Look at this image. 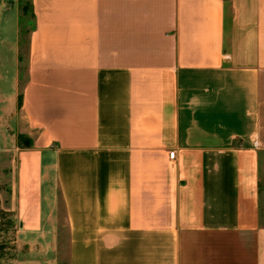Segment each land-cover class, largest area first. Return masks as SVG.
I'll return each instance as SVG.
<instances>
[{"label":"crops","instance_id":"0c3cea01","mask_svg":"<svg viewBox=\"0 0 264 264\" xmlns=\"http://www.w3.org/2000/svg\"><path fill=\"white\" fill-rule=\"evenodd\" d=\"M14 6L16 264H264V0Z\"/></svg>","mask_w":264,"mask_h":264},{"label":"rangeland","instance_id":"374dc122","mask_svg":"<svg viewBox=\"0 0 264 264\" xmlns=\"http://www.w3.org/2000/svg\"><path fill=\"white\" fill-rule=\"evenodd\" d=\"M2 0H0L1 2ZM5 1L4 6L0 7V76L10 81L14 76V65H15V6L14 0H3ZM20 13H21V24L25 28L24 38L21 40V45L25 47L28 39V32L33 26L30 18V0H19ZM22 9V10H21ZM27 32V37H26ZM26 37V38H25ZM23 60L25 53H22ZM25 60V58H24ZM22 66V75L26 74L25 61ZM0 84L1 81H0ZM4 89L11 88L7 86V82H4ZM2 87V85L0 86ZM8 170L7 159L5 156L0 154V264H16L19 256L24 252L23 247L16 244L17 240V228L16 219L13 214L7 212L9 208V189L8 184L4 181L5 173ZM260 180L262 190V215L264 216V155L261 157L260 165ZM60 209V232L62 234V245H60V253L66 254L67 247L65 235H66V224L62 213V205L59 203Z\"/></svg>","mask_w":264,"mask_h":264},{"label":"built area","instance_id":"2783aa9c","mask_svg":"<svg viewBox=\"0 0 264 264\" xmlns=\"http://www.w3.org/2000/svg\"><path fill=\"white\" fill-rule=\"evenodd\" d=\"M175 152H170L169 153V158L171 159V160H174V158H175Z\"/></svg>","mask_w":264,"mask_h":264},{"label":"trees","instance_id":"16d2710c","mask_svg":"<svg viewBox=\"0 0 264 264\" xmlns=\"http://www.w3.org/2000/svg\"><path fill=\"white\" fill-rule=\"evenodd\" d=\"M1 218V217H0Z\"/></svg>","mask_w":264,"mask_h":264}]
</instances>
